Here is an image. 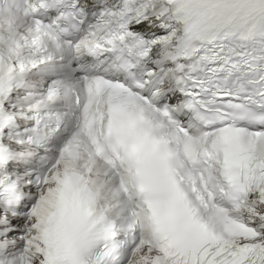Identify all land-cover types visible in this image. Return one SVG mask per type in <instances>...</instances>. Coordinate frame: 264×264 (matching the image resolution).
<instances>
[{"label":"snow or ice","instance_id":"snow-or-ice-1","mask_svg":"<svg viewBox=\"0 0 264 264\" xmlns=\"http://www.w3.org/2000/svg\"><path fill=\"white\" fill-rule=\"evenodd\" d=\"M0 264H264V0H0Z\"/></svg>","mask_w":264,"mask_h":264}]
</instances>
